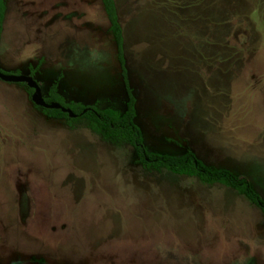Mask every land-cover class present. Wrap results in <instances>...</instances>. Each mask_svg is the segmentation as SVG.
Wrapping results in <instances>:
<instances>
[{"label": "rangeland", "instance_id": "obj_1", "mask_svg": "<svg viewBox=\"0 0 264 264\" xmlns=\"http://www.w3.org/2000/svg\"><path fill=\"white\" fill-rule=\"evenodd\" d=\"M0 70L124 113L102 0H5ZM148 150L194 152L264 199V0H116ZM0 78V264H264V212L156 170Z\"/></svg>", "mask_w": 264, "mask_h": 264}, {"label": "trees", "instance_id": "obj_2", "mask_svg": "<svg viewBox=\"0 0 264 264\" xmlns=\"http://www.w3.org/2000/svg\"><path fill=\"white\" fill-rule=\"evenodd\" d=\"M102 2L110 22L111 33L116 43L121 75L127 92L128 99L125 112L121 113L114 108L101 109L97 106H89L83 103L66 102L64 97L56 91V88L50 90L49 96L44 98L45 101L48 104L59 103L63 107L71 109L77 116L72 118L61 109L43 107V111L48 116L58 119H68L71 121L85 119L89 122L91 128L102 134L105 139H113L132 145L139 161L145 166L156 170H166L177 175L197 177L205 184H223L246 197L264 212V199L254 190L248 177L237 175L226 168H212L199 159L192 151L177 156L148 150L144 144L143 132L136 123L137 100L130 86L125 52V35L119 19L116 0H102ZM5 16L6 3L5 0H0V41L4 30ZM18 75L21 74L19 73ZM29 90L31 93L34 92L32 88H29Z\"/></svg>", "mask_w": 264, "mask_h": 264}, {"label": "water", "instance_id": "obj_3", "mask_svg": "<svg viewBox=\"0 0 264 264\" xmlns=\"http://www.w3.org/2000/svg\"><path fill=\"white\" fill-rule=\"evenodd\" d=\"M0 78L8 82H23V83L28 84L30 88L34 89V95H33L34 102L44 108L61 109L64 112H67L72 118L77 116L71 109L65 108L59 103L48 104L41 94V89L39 85L36 83V81L32 77L23 76V75L5 74L0 71Z\"/></svg>", "mask_w": 264, "mask_h": 264}, {"label": "crops", "instance_id": "obj_4", "mask_svg": "<svg viewBox=\"0 0 264 264\" xmlns=\"http://www.w3.org/2000/svg\"><path fill=\"white\" fill-rule=\"evenodd\" d=\"M6 3V2H5ZM6 12H7V7H6ZM118 14H119V11H118ZM6 15H7V13H6ZM5 21H6V16H5ZM5 23V22H4ZM124 35H125V33H124ZM125 50H126V48H125ZM126 52V51H125Z\"/></svg>", "mask_w": 264, "mask_h": 264}]
</instances>
